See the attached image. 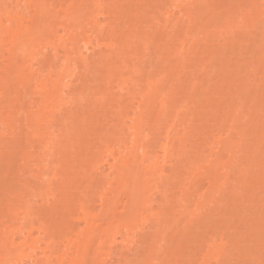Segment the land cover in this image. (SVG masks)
Masks as SVG:
<instances>
[{
    "label": "bare ground",
    "instance_id": "obj_1",
    "mask_svg": "<svg viewBox=\"0 0 264 264\" xmlns=\"http://www.w3.org/2000/svg\"><path fill=\"white\" fill-rule=\"evenodd\" d=\"M104 1L106 0H0V48L1 46H4L5 48L4 50L0 49V88L3 87L2 89H4L3 91L0 90L1 91L0 100L4 98L5 91L6 93H8L7 90L10 89L9 88L10 83H13L15 86L18 87L20 85L26 86V90H25L26 93L29 90L31 91V94L36 95L37 98L39 99L38 101L34 102L35 109L32 110L30 109L32 107L31 106L32 104L30 105V103H32L33 101L32 102H26V100L21 101L23 98L22 97L20 98V94H18L17 92L14 93L13 96L14 98L13 97L12 99L10 98L13 104L10 101L9 103L11 104L10 105L6 104V106L2 105L1 103L0 104V125H1L0 138H3L4 134L5 136L7 135L9 137L8 134H10V132L9 133L7 132L9 129L10 130L12 129L10 137L12 135L13 136L12 139L14 138L15 140V138L17 137L15 133L18 134L19 132L22 131L23 127L25 126L27 127L28 131L26 132L25 137H27L28 140L29 137H31V139L35 137L37 140L34 138V141L36 140L40 143L38 145L39 147L41 146L40 148H42V151L48 153L47 155L44 156L45 153L41 155L42 154L41 152L39 153L37 152V154H39L38 160L40 162V166H39V171L38 169L36 171L32 169V171H34L35 173L32 172L30 170L31 168L29 169V167L27 166L29 159L33 157L35 152L30 150L28 151V149L25 148L22 149L23 147L20 143V146L22 148L20 147L19 149L17 147L18 150L16 149V151L18 154L15 155L16 156L20 155L19 156L21 157L20 160L22 159L23 164L20 165L21 166L20 171L23 172V169L26 168L24 166H27L29 171L26 169L27 170L25 171L27 172L26 175L30 174L31 179L33 180L41 179L39 180V183L40 181L42 182V184L44 181L46 183V181H51L52 176L54 177V175H52L51 177L47 175V170H45L46 168L50 169L48 167L49 165L46 167L47 165L46 163H48V161L50 160V156L52 154L51 148L54 146L53 145L54 139L52 141L48 140V135L49 138L51 135H53L52 133L53 127L50 126L52 125L51 124L52 115L50 111L53 110H50L51 109L50 106L54 105L55 101H58L61 104L62 100L64 99V96H67L64 95L65 91L70 90L72 88L71 87L73 83L72 81L76 80L73 78L74 76L73 77L70 76L75 75L76 69L78 68H76V66L72 67L70 65L71 62L70 60L72 59V57L70 56L71 53L70 52L68 53V51L71 50L72 48L73 50L74 48H79L78 47L79 41H83L85 44L91 43V41L93 40L91 36H93L96 42L94 45H92V48L101 49L97 53V55L99 54V57L102 56L103 58L104 56V59H106L105 58L106 51L108 53L112 52L111 54H114L113 48L116 45L115 43H117L116 36L119 35L116 34L115 38L113 35L116 33V28L118 24L116 25L114 22H111L112 21L111 19L109 22L106 20L107 17L109 20L111 11L115 10V8L112 7L111 10H106V9L104 10L105 6L103 7L102 5ZM116 1L113 0V2ZM212 1H215L213 3L220 2V4L223 6L226 5L225 4L226 0H147L145 1L146 2L145 4H148L147 10H149L150 11L149 13H151V16L149 14L148 15L151 17L152 20V21L150 20L151 22L149 23V25H147L149 27V30L147 28L146 29L148 31L151 30L150 33L151 35H149L153 40L151 42V45L157 48L156 52L159 50L158 48H161L160 44L162 41L166 42L171 39L173 41L176 40L177 34L175 35L174 32L178 28V25L182 19L188 20L187 31H189L191 27H193L194 25H197L198 17L201 16L203 13L205 14L206 12H210L209 11L210 8L214 6L213 4V6L211 7L210 6H208V8L206 7L208 2H212ZM115 5H117V3ZM204 7H206L208 11L207 9L203 11ZM106 8H108V6ZM112 14L116 15V13H112ZM117 15L120 14H118L117 12ZM135 17L138 18L139 16L137 15ZM140 17H144V16L141 15ZM259 17H260L259 14L256 13V17L254 16V18H252V23H255L254 20H257V18ZM155 24L156 26L159 25V28L153 31L152 29L155 28ZM86 27H90L89 29H91V33H89V35H87ZM58 28L62 29V33L57 35ZM119 30L120 29H118V31ZM148 34L149 33L145 34L142 40L147 41V43L145 42L146 46L148 47V49H150L148 43V38H149ZM164 37H166V39ZM121 38L118 37V39ZM68 42L69 44H67ZM41 45L42 47L44 45L45 48H49V47L54 48V51L52 56L39 60L42 61L40 63L41 65L35 62L37 65L39 64L40 66L39 71H37L36 68L33 67L34 65H36L34 63L33 65L32 63L30 64L28 63L26 66L25 64H22L23 62H21V58L24 52L26 51V49L32 47L33 48L39 47V46L41 47ZM116 46H118V44ZM57 48L60 49L63 48V52L65 53L59 55ZM102 48H107V50L104 49L105 50L104 51ZM118 55L119 54H117L116 57H118ZM34 56L35 54H33V60L36 59V57ZM76 57H81V54L76 53ZM87 59H88L87 56L82 57V62L84 63V65ZM36 61L38 60L36 59ZM57 61H60V65H59L60 68L56 72V76L54 77L53 76L55 70L54 65ZM85 66L83 68H86ZM171 72L166 67H164L163 71L158 76H154L152 78V76L150 75L151 73L149 74V71L148 72L146 71L145 72L146 76L144 74L145 79L143 78L145 80L143 82L146 85V89L141 91L142 93L141 92L139 93L138 98L134 94H132L130 96L131 97L130 102H127L126 105L120 109L119 113L116 112L117 115H115L116 113L113 114L115 115L114 118H116V122H117L114 126L115 128L113 127L114 129L111 128V130L112 129L113 130L109 131L110 136H107L108 134L106 135L102 133L103 135H99L98 141L94 143L92 148H96L97 152H93L95 154L94 156L91 153L93 157L92 159L93 161L89 159L91 161V164L88 162L89 163L88 166H91V168L89 169L91 170V175L88 174L90 176V181L88 184H85L84 190L81 191L82 193L80 192V195L77 198V202L76 204H74L76 206L75 208L76 210L71 209L69 212H66L69 215V217L67 216L68 219L65 218L66 220L64 221L62 220L60 225H58L59 223L53 224V223H57L55 222V219L54 222L52 221V224L46 220L47 221L46 223H49L46 224L45 220H43L44 218L41 219L42 217L41 214H39V216L41 217L38 216V220H37L36 218L37 215L34 218V216L30 214L29 209L27 210V208H25L26 211L24 212L22 211V213L25 217L29 218L26 219L27 222L25 221V224L23 223L24 221L22 222L23 220V215H22L21 221L18 220V223L13 227H9L10 225L4 226V230L0 231V252H1L0 264H15V262L17 261L15 258L19 257L21 260L25 258L27 255L29 256V258L28 257L26 258L28 260L31 259L29 264H90L88 263V258L92 256L94 253L97 254L100 250H102L104 248L103 247L104 245L111 246L119 242L117 241L116 237L117 235H119L118 233L120 232L121 229H124V232L121 231V233L123 232L122 236L120 235L121 245L123 243L125 245L131 246L132 248L133 238H131L132 236L131 230L134 227L135 221L137 220L139 221L140 219L146 222L147 218L151 216L149 224H151L152 227L154 228L152 232L154 233L155 231V233H157L158 231H160V229L161 231L163 230L162 228L163 224L167 223L168 217L171 219V222H169L168 225L170 226L177 225L176 223L179 221L180 218L178 219L174 218L175 212L177 211L180 217H184L189 212V208L191 205H194L195 208L190 212L189 220L192 221L195 217L196 218L200 217L199 219L201 220L203 215L201 214L200 216L198 214L199 209L203 210L204 207L207 206L209 207L211 204L213 205L216 199H219L217 197H219L221 194L224 193L223 191L227 189H233L232 191L234 190L236 191V189H238L237 184L239 181H240L239 183L241 184V181L244 180L243 177H245L244 174L246 172V168L243 169V167L238 168L237 172L235 171L237 164L236 162L237 159L235 160V158L240 156L239 155L240 152L238 154L237 150L242 142V138L244 137L243 135L245 132V126L243 123L241 124V122L245 118L244 116H246L244 111L245 101L242 100L241 105H237V103L240 104V102L237 101L236 103V101L234 100L238 99V95L232 97L231 100L232 104L234 102L235 103L233 105L230 104V109L228 111H225L228 108H225L223 110L225 112L222 113V118L220 115L219 117L220 120L214 118L215 123L213 122V125L208 126L207 129L204 128L203 130H201L202 128L200 129L202 139L199 140L201 141L199 144L200 147H198L200 148V150L196 147L198 149V153L196 155L198 158L197 162L195 163L194 162L195 158L192 159V157H190L189 159V160L192 159L191 161L183 160L182 158H180L181 156L180 152H182L181 150L184 147V144L186 143L185 138L188 137L187 136L188 134L185 135L186 134L185 118L184 117L181 118L182 114L184 115L186 112V110L183 109L185 105L183 107H180L179 109L176 110L174 109L173 113L171 112L172 114H170L171 106H173V104L171 103L173 102V100L172 99L169 100L170 89L164 91L166 88H170V86L165 87L161 90L159 89L160 83L163 82L164 79L168 78L169 73ZM79 73H81L80 69L78 74ZM110 73L111 72L105 74L101 84H104L106 81L110 79L111 76ZM80 77L82 78V76ZM116 78H117V86H119L121 89L127 83H131L130 79H132L129 77V79L126 80L125 78L122 77V73H119L118 77ZM139 81L136 82L137 85H140ZM132 84L133 82L130 85ZM196 85H197L196 82L192 83L193 90L194 89L196 90L195 87ZM74 86L76 85L74 84ZM137 87L139 88L140 86ZM121 91L122 90H120V92ZM28 93L27 95H29ZM5 97L6 98L9 97V94L8 96L6 95ZM28 97L30 98V96ZM13 99H15V102ZM67 99L70 98L67 97ZM69 101L70 100H68L67 102ZM221 109L219 110V112H221ZM61 120L58 123L61 122L63 123V121ZM62 123L57 125H59V127L60 125H62L61 127H63L64 125ZM42 124H44L45 127H43ZM259 125L260 124H258V126ZM261 125H264V123H262ZM261 125L259 127L260 129H262L263 127ZM40 127L44 128V130L39 131ZM17 129L18 130L20 129L21 131L18 132ZM15 131H17L18 133ZM43 131L48 133V135ZM42 133L44 134L42 135ZM19 135L20 134H18V136ZM199 138L200 137H198V139ZM0 141L2 140L0 139ZM22 141L25 142L24 140ZM19 142L17 143L19 144ZM10 143H12V141L11 142L9 141V145ZM3 145L5 144L3 143ZM9 145L8 147H6L7 149H10V147H12V146L9 147ZM196 146H198V144ZM0 148H2V146ZM48 148L49 151H47ZM13 149L14 147L12 148V150ZM45 159H48L46 160L47 162L45 161ZM14 164L15 163H13L12 167H14ZM167 166L168 167L170 166V168H166ZM30 171L32 173H30ZM43 171L44 172L46 171L45 174L43 173ZM144 171H148L147 177H142V172ZM22 175H24L25 177H29V175L26 176L25 173H21V175L20 176L18 175V177H21ZM231 175H233V177ZM4 176H5L4 178H6V175ZM18 177L16 178L20 179ZM30 177L27 179L29 180ZM241 177L242 179H240ZM20 180H22V178ZM28 180L25 179V184H28L29 182ZM151 180L154 182H151ZM30 182L31 184H33V181L30 180ZM93 186H97V187L94 190H92ZM155 191H157L160 196H158L159 199H158L157 208L154 207L155 209H153V205L154 206L157 205V204L152 205L153 203L152 200L156 198V197L154 198L156 194L152 196V193H154ZM166 206L168 207L167 210L165 211L164 209L161 210L162 207H166ZM224 206H226V204ZM227 208H225V210ZM46 209H49V207ZM144 210H149L150 213L148 215H143L142 212H144ZM11 211H12L11 214L13 215L17 214L16 209L15 210L12 209ZM73 211H75V213H73ZM161 211H163L162 216L159 217L161 215L159 212ZM54 213H56V210L54 211ZM36 214H38V212ZM64 214L65 213L61 215L60 213L61 216H63ZM197 214L198 217L196 216ZM205 214L207 215V213ZM31 215L33 217H31ZM58 217L59 215H57L56 218ZM63 217H61V219ZM210 217L212 216H209V219ZM195 220L197 223L198 222L197 219ZM149 228L151 227L149 226ZM149 231L151 232V230ZM218 232L220 234V231ZM218 232L216 233L218 234ZM155 233L154 235H156ZM139 234L140 233H138L137 235ZM151 234L152 233H150L149 235ZM143 235H141L142 237L139 240L141 241V243L149 239L147 233H145V235H147L146 237H144ZM211 237L214 238V233ZM222 237L223 236H221L220 238L221 241L219 243L220 246L217 245L218 246L217 247L215 242L216 238H214L215 240L212 238L210 239L211 242L207 244L210 250L207 249V251L203 252L204 250L203 249L200 253L196 252L195 250H192V253L187 257L185 256L184 258V256L182 257L179 255L180 257L178 256L176 260L179 263L180 260L184 258L180 264H208V259L210 255H212L211 252H217L220 255L225 250L224 247L226 243L224 242ZM174 240L171 241V243L169 244L170 246L172 243H174L173 242ZM141 243L139 244L136 243V245L137 244L140 245ZM206 243H207V239H206ZM146 246H148V244ZM26 247L29 249L28 250L29 252L27 251L29 254L25 252V249H27ZM126 247L125 249L128 248ZM212 247H216V248H212ZM121 248H123V245ZM108 249L110 250V247ZM130 250L131 249H129V251ZM91 251H93V254ZM126 251L129 252L128 249ZM24 252L26 253V256L22 258V256L25 255ZM99 253L97 254L98 256ZM106 253L107 254L105 256L106 257L110 256L111 258L110 255L111 253L108 251ZM112 254H113L112 256H114L116 253L114 254L113 252ZM116 255L114 257H116ZM133 256L135 257V255ZM102 257H103L102 259L105 261L106 257L105 258L104 256ZM91 258L94 257L92 256ZM12 259H15L16 261L13 263ZM20 260L18 262H20ZM96 260L98 261L97 258ZM103 260H99V261L101 262ZM111 260L110 261L108 260V264L109 262L113 261ZM97 261L96 263L100 264ZM104 261L102 263H104ZM126 262L131 263L130 261H126ZM117 263L119 264V262ZM143 263L145 264L144 261ZM123 264L125 263L123 262Z\"/></svg>",
    "mask_w": 264,
    "mask_h": 264
},
{
    "label": "rangeland",
    "instance_id": "obj_2",
    "mask_svg": "<svg viewBox=\"0 0 264 264\" xmlns=\"http://www.w3.org/2000/svg\"><path fill=\"white\" fill-rule=\"evenodd\" d=\"M108 1L106 0L104 1L105 3L103 2L102 4L103 7L105 6L104 10H111L112 7L115 8V10L111 11L109 20L107 16V20L106 17L105 20L109 22L111 19V22H114L116 25L118 24L116 33H113L114 38L116 34L119 35L116 36L117 43L115 44H118V46L115 45L113 48L114 54H111L112 52L108 53L106 51V55L104 54L106 59H104V56L103 58L102 56L99 57V54L97 55V53L101 49L92 48V45H94L96 42L93 36H91L93 39L91 43L85 44L83 41H79V48H74V50L72 48V51H68V53H71L70 56L72 57L70 60V65L72 67L76 66V68H78L76 69L75 75L70 76H74L73 78L76 80L72 81V88L70 87V90L65 91L64 95L67 96H64L62 103L60 104L58 101H55L54 105L50 106V110H53L50 111L52 115L51 124L53 125H50L53 127V131H50H52L53 135H51L52 137L50 136L49 138L48 133L45 131L43 132L48 135L49 141L54 139V146L51 148L52 157L50 156V160L48 163H46V167L49 165L48 167L50 169L45 167V170H47V175L50 177L54 175V177L52 176L53 178L51 177V181H46V183L44 181L42 184L41 181L39 183V180L41 179L33 180L31 179L30 174H27L30 177L29 180L27 179L29 177H25L24 175L18 177V175L20 176L21 173H25L26 175L27 172L25 171L28 170L27 166L29 169L31 168V171L32 169L34 171L38 169L39 171L40 162L38 160L39 154H37V152H41V155L45 153L44 156L48 153L42 151V148H40L41 146L39 147L38 145L40 143L36 141L37 139L35 137L32 139L29 137V140L27 137H25L26 132L28 131L26 126L23 127L24 129L22 128V131L20 130L21 128L19 130L17 129L18 132L21 131L19 133L15 131L20 134L18 136V134L15 133V135H17L15 140L14 138L12 139V135L10 137L12 129H9L10 131L8 130L7 132H10L8 135L11 139L7 135L5 136V134V138H0L2 141L4 140L3 142L0 141V147L2 146V148H0V152L2 154V156L0 154V231L4 230L5 225H10L9 227H13L18 223V220L21 221L23 215L22 211H26L25 208H27V210L29 209L30 214H32L34 218L37 215V220L39 214H41L42 217H39H41V219L44 218L43 220H45V223L48 221L52 224V221L54 222L55 219V222L57 223L53 224L59 223L58 225H60L62 220L64 221L68 219L69 215L66 212H69L71 209L76 210V206L74 204H76L80 192L84 190L85 184H88L90 181V176L88 174L91 175V170H89L91 166H88V164H91L90 160L93 159L92 155H95L93 152H97V149L92 147L94 143L98 141V136L103 134H108L107 136H110L109 131H112L115 128V124L117 123L116 118H114L115 115L120 112V109L124 107L127 102H130V96L132 94L138 98L139 93L146 89V85L143 82L145 81V72L149 71V74L151 73L150 75L153 78L154 76H158L163 71L164 67H166L170 72H172L169 73L168 78L164 79V81L160 83L159 89L161 90L170 86V88H166L164 90L166 91L170 89L169 100H173V102L171 101L173 106H171L170 114L173 113L174 109H179L184 105L185 106L183 109L186 110L185 114H182L181 116V118H185L186 122L185 135L188 134V137L185 138L186 143L184 142V147L181 150L182 152H180V158L183 160H189L190 157H192V159L195 158L194 162H197L198 158L196 155L198 153V149L200 150L198 147H200L199 144L201 142L199 140L202 139L200 131L203 130V128L207 129L208 126L213 125V122L215 123L214 120L216 118L217 120H220V115L222 118V113L230 109L232 97L238 95V99H233L236 101V103L237 101L240 102V104L237 103V105H241L242 100L245 101L244 111L246 116H244L245 118L241 122V124L243 123L245 126V132L243 135L244 137L242 138L243 143L241 142L240 144L242 148L239 146L237 150L238 154L240 152V156L235 158V160L237 159L235 168L236 172L240 167H243V169L246 168V172L244 174L245 177L242 176L244 180L241 181V184L239 183L240 181L238 182V189H236V191H232L233 189H227L223 191L225 194L223 193L217 197L219 199H216V203L214 202L213 205L211 204L209 207H204L203 210H198V214L200 216L202 214L203 217L207 216L208 218L202 217L200 220V217H198L197 214L196 216L198 218L195 217L192 221L189 220L190 212L195 208L194 205H191L189 212L184 217H180L177 211L175 212L174 218H180L176 223L177 225H168L169 222H171V219L168 217L167 223H165L166 225L162 223L163 230L161 231L160 229V231L157 233L154 231L156 235H154L152 232L154 228L151 224H149L151 216L147 218L146 222L139 219V221L137 220L134 222V227L131 230L132 236H130L133 238L132 248L131 246L125 245L123 243V248H121L122 245L120 243V235L122 236V233L124 232V229H121L118 233L119 235L116 237L117 241L119 242H117L115 245H111L112 247L104 245V248L102 247L103 249L101 248L102 250H100L101 252H98L100 257L97 255L98 253L93 254V251H91L94 258H91L92 256H90L89 258L91 260L88 258V263L91 264L92 262V264H97V258V262L100 264H108V260L110 261L112 258H114L112 259L113 261L111 260L112 262H109V264H118L117 262H119V264H123V262L127 264L128 262L126 261L131 262L128 264H144L143 261L145 264H180L185 256L187 257L192 253V250H195L199 253L203 249V252L207 251V249H209L207 244L211 242L210 239L213 238L211 236L214 233V238H216V240L214 238L213 239L216 242V246H220L219 243L221 242V236H223L222 239L226 245L224 247L225 250L220 255L217 252H211L212 255H210L208 259V264H264V125H261L264 123V0H226L225 6L221 5L220 2H208L206 5L207 8L208 6H213V4L215 7H211L209 10L210 12H206L205 14L203 13L201 16H199L200 18L198 17V26L194 25L189 31H187L188 20L182 19L178 25V28L174 32L175 35L177 34L176 40L173 41L171 39L166 42L162 41L160 44L161 48H158L159 50L157 52V48L151 45V42L153 41L151 36H149L151 35V30L148 31L149 27L147 26L152 21L150 17L151 13H149L150 11L147 10L148 4H145V1L147 0H114L116 2H113V0ZM116 3L117 5H115ZM106 5L108 8H106ZM206 7H204L205 9L203 8V11L207 9ZM117 12L120 15H117ZM112 13H116V15ZM256 13H258L260 17L257 18V20H254L255 23H252V18H254V16L256 17ZM137 15L139 16L138 18L135 17ZM141 15L144 17H140ZM114 18L117 19L115 20ZM86 28L87 35H89V33H91V29H89L90 27ZM157 28H159V25L156 26L155 24V28L152 30L154 31ZM118 29L120 30L118 31ZM60 33H62V29L58 28L57 35ZM147 33H149L148 43L150 49H148L146 46L147 41L142 40L143 36ZM118 37L122 38L118 39ZM164 38L166 39V37ZM67 44H69V42ZM43 47L41 45V47L27 48L21 58V62H23L22 64H25V66L28 63H32V65L33 63L36 64L35 62L40 64L42 61L39 60L52 56L54 48ZM0 49L4 50L5 48L4 46H1ZM57 49L59 55L65 53L63 52V48ZM102 49L107 50V48ZM76 53H80L81 57H76ZM33 54H35L34 57H36L39 62L36 61V59L33 60ZM117 54H119L118 57H116ZM85 56L88 58L85 62L86 66L82 62V57ZM39 64H36L37 66H33L37 71L40 69ZM59 65L60 61H57L54 65V77L60 68ZM83 65L86 68H83ZM79 69L81 71L79 74L81 75L78 74ZM109 72H111L110 79L104 84H101L105 74ZM119 73H122V77L126 80H128L129 77L132 78L130 79V82L135 84L130 85L131 83H127L121 89L119 86H117L116 77H118ZM80 76H82V78ZM137 81H139L140 85L136 84ZM193 82L197 83L195 86L196 90H193L192 88ZM74 84L76 86H74ZM136 85L140 87L138 88ZM2 88H0L1 91L4 90ZM9 88V90L5 88L8 91V93L5 91V96H8L9 94V97H7L8 99L4 96L5 99L3 98L4 100H0V104L2 103V105L5 106L6 104L10 105L11 103H9V101L12 102L11 99L14 96V93L17 92L20 94V98L22 97L24 99H20L21 101H33L30 103V105L32 104L30 109H35L34 102L38 101L39 99L36 95L31 94V91L29 90L28 92L30 93L27 92L29 94L27 95L25 91L26 86L20 85L18 87L13 83H10ZM120 90L122 91L120 92ZM28 96H30V98ZM67 97L70 99H67ZM13 100L15 102V99ZM68 100L70 101L67 102ZM225 108L228 109L223 111ZM220 109L221 112H219ZM60 120L63 121V123L61 122L64 125L63 127H61L62 125H60V127L57 125L61 124L58 123ZM258 124L263 126L262 129L259 128L260 125L258 126ZM42 126L45 127L44 124H42ZM111 128L113 129L111 130ZM41 130H44V128L40 127L39 131ZM44 133H42V135ZM198 137L200 138L198 139ZM34 138L36 139L35 141ZM21 139L25 142H28L25 143ZM5 141L8 144H6ZM9 141H12L10 145ZM17 142H19V144ZM3 143L5 145H3ZM20 143L23 148L20 146ZM24 143L27 145V147ZM195 143L196 145L198 144V146H196ZM8 145L9 147H12L7 149L6 147H8ZM13 147L15 151L14 149L12 150ZM17 147L19 149L21 147L22 149L25 148L28 149V151L30 150L35 152L33 157L29 159L28 165L24 166L26 168L23 169V172L20 171V165L23 164L22 159L20 160V155H15L18 154L16 151ZM47 151H49V148ZM46 160L48 159H45V161ZM13 163H15L14 167H12ZM8 164L12 168H10ZM166 168H170V166H167ZM31 171L30 173L34 172ZM45 172L43 171L44 174ZM2 174L6 175V178H4L5 176ZM147 174L148 171L142 172V177H147ZM231 176L233 177V175ZM16 177L20 179L22 178V180L17 179ZM242 177L240 179H242ZM25 179L29 181L28 184H25ZM30 180L33 181V184H31ZM151 182L154 181L151 180ZM96 187L97 186H93L92 190H94ZM156 192L157 191L152 193V196L156 194L154 198H157L152 200V205L157 204L155 206L153 205V209L157 208L159 199L158 196H160L159 193L157 192V194ZM224 202L226 206H224ZM45 207H49V209H46ZM50 207L54 210H51ZM167 208V206L162 207L161 210L164 209L165 211ZM225 208L227 209L225 210ZM12 209H16V215L11 214ZM55 210L56 213H54ZM35 212H38V214ZM162 212L163 211L159 212L161 214H159V217L162 216ZM60 213L61 215L65 213L66 216L64 214L63 216L65 217H63L60 215ZM73 213H75V211H73ZM142 213L143 215H148L150 211L144 210ZM205 213H207V215ZM32 215L31 217H33ZM57 215H59L58 218L60 219V222L59 219L56 218ZM60 216L64 219H61ZM209 216L212 217L209 219ZM26 219L29 218L23 215L22 222L24 221V224L25 221L27 222ZM195 219H197V223ZM149 226L151 228H149ZM211 227L217 229L214 230ZM149 230H151V232ZM217 230L220 231V234ZM121 231L123 232L121 233ZM134 232L136 233V236ZM143 232L147 233L149 239L145 242H142V244L141 241H139L142 237L141 235L144 234V237L147 236ZM216 232H218V234ZM138 233L140 234L137 235ZM148 233H152L153 235H149ZM171 239L174 240V243H172L174 246L171 244L172 248L169 245L172 241ZM134 243L135 245L136 243L141 244H137L135 246ZM147 244L148 246H146ZM124 246L128 247H126L128 251L131 249L129 251L130 253L126 251L127 249H125ZM109 247L110 250L108 249ZM28 250V248L25 249V252ZM106 250L111 253V258L110 256H105L107 254ZM25 252V255L22 256V258L26 256ZM28 252L27 254H29ZM113 252L114 254L119 253L118 255L115 254L116 257L119 256L117 259L114 257L115 255L112 256ZM101 255L104 256V258L106 257L105 261L107 262L102 259L103 257ZM133 255H135V257ZM179 255L182 257L184 256V258L178 263L176 258ZM26 257L29 258L28 255ZM26 257L21 260L19 257H17L15 258L17 261L12 259V262L14 263L16 261L15 264H29L31 259L28 260ZM24 259L27 260L25 261ZM19 260L20 262H18ZM99 260H103L104 263H102L103 261L100 262Z\"/></svg>",
    "mask_w": 264,
    "mask_h": 264
}]
</instances>
